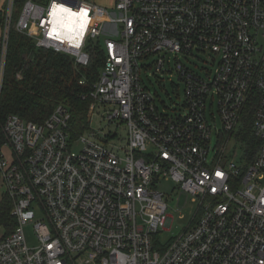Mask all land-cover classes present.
Listing matches in <instances>:
<instances>
[{"label":"built area","instance_id":"obj_1","mask_svg":"<svg viewBox=\"0 0 264 264\" xmlns=\"http://www.w3.org/2000/svg\"><path fill=\"white\" fill-rule=\"evenodd\" d=\"M15 2L2 9L0 97L12 29L83 67L99 46L103 65L82 98L91 99V118L100 109L107 123L127 126V137L91 128L74 137L64 103L41 123L8 115L0 177L16 225L0 239V264H264V0H115L112 8L26 0L17 18ZM56 7L79 15L83 33L66 37ZM196 51L217 56L214 73L201 77L179 55L170 57ZM165 68L186 85L175 114L160 110L143 79V70ZM216 96L223 124L210 161L207 108ZM251 108L259 141L249 160L247 145L232 139ZM79 139L84 147L76 153ZM168 179L199 208L161 247L158 236L174 221L172 196L161 189ZM37 207L47 222L35 220ZM29 221L39 241L34 248L24 231Z\"/></svg>","mask_w":264,"mask_h":264},{"label":"trees","instance_id":"obj_2","mask_svg":"<svg viewBox=\"0 0 264 264\" xmlns=\"http://www.w3.org/2000/svg\"><path fill=\"white\" fill-rule=\"evenodd\" d=\"M26 0H16L15 18ZM3 12L0 10V29L3 28ZM30 40V42L28 41ZM30 56L27 62L24 56ZM104 54L101 47L93 50L91 63L87 67L76 64L69 55L53 50L38 48L32 38L17 29H12L8 43V54L3 89L0 97V139L3 140L2 124L10 114H18L27 120L44 122L58 104L68 105L72 112L71 127L73 136L90 129L88 109L91 99L82 95L89 91L103 65ZM21 71L23 79L16 74ZM86 79V84H80ZM253 111L247 116L239 141L247 145L249 160L258 148V141L252 134ZM0 224L9 234L16 225L11 215L8 200L0 206Z\"/></svg>","mask_w":264,"mask_h":264},{"label":"rangeland","instance_id":"obj_3","mask_svg":"<svg viewBox=\"0 0 264 264\" xmlns=\"http://www.w3.org/2000/svg\"><path fill=\"white\" fill-rule=\"evenodd\" d=\"M90 2H94L101 7L112 8L115 4V0H87ZM106 37H102L100 40L102 43H105ZM30 42V40H28ZM179 55L180 58L186 65L191 68L196 74L200 75L201 77H207L208 74L211 72H215L217 67L219 66L218 63L214 65L213 60L217 59L216 55L202 53L196 51L195 54L190 57H185L183 53L176 54L175 52L170 53V57L175 59ZM27 62L30 61V56H24ZM154 59H151L149 63L153 62ZM167 64V69H168ZM173 69L175 68V63L173 62L172 65ZM164 69V73L156 72V71H145L143 70V79L145 81V85L152 91V93L156 96V103L158 104L160 110L166 111L168 114H175L173 107L176 110H180L181 105L183 104L185 97H186V85L185 81L179 78L178 73L176 71H166ZM16 78L18 80L23 79V74L19 71L16 74ZM100 108V107H99ZM252 109V108H251ZM97 112L91 118V112L88 109V121L91 120L90 128L91 130L96 131L97 133L103 134L104 132L118 131L119 138L123 140V138L127 137V126L124 123H120L118 126L115 124H109L104 119H102L103 112ZM253 111V109H252ZM214 113V115H213ZM250 113H246L245 118ZM207 117L210 121V124L213 126V133H212V151L210 155V161L213 159L214 151L217 150L221 141H219V134L218 129L222 127V117L219 111V104H218V97L214 99V102L211 107V100H209L208 108H207ZM244 125V124H243ZM243 126L238 130L236 133V138L234 137L232 141H238L239 133L242 131ZM90 129L86 131V135L88 134ZM241 134V133H240ZM84 147V143L82 139L76 141L72 149L74 152L79 153L82 148ZM151 149V147H150ZM162 191H164L169 198V195L172 196L170 200V207L168 213H170L174 217V221L172 224V228L170 230H162L158 236V242L161 247L167 246L173 237L179 235L191 222L194 215L196 214L199 208V200H194L192 196H187L183 194L179 196V189L177 183L172 180H163L161 185ZM8 200L11 204V212L14 208L12 200L7 196V189L3 184V181L0 177V206L4 204V202ZM36 221L47 222V216L42 211L41 208L35 209ZM15 219V218H14ZM24 231L27 239V243L29 247L34 248L39 244V241L36 237L35 229H34V222L29 221L24 226ZM7 234V229L4 225L0 224V239H2Z\"/></svg>","mask_w":264,"mask_h":264},{"label":"bare ground","instance_id":"obj_4","mask_svg":"<svg viewBox=\"0 0 264 264\" xmlns=\"http://www.w3.org/2000/svg\"><path fill=\"white\" fill-rule=\"evenodd\" d=\"M54 13L57 14L56 18H58L56 19V23H59V27L62 29L60 30L66 37L70 39L73 36L78 37L80 33H83L85 22L82 18L80 20L79 15L77 16L72 10L65 7H56Z\"/></svg>","mask_w":264,"mask_h":264},{"label":"crops","instance_id":"obj_5","mask_svg":"<svg viewBox=\"0 0 264 264\" xmlns=\"http://www.w3.org/2000/svg\"><path fill=\"white\" fill-rule=\"evenodd\" d=\"M6 0H0V10H2L5 6ZM2 30L0 29V37H1Z\"/></svg>","mask_w":264,"mask_h":264}]
</instances>
